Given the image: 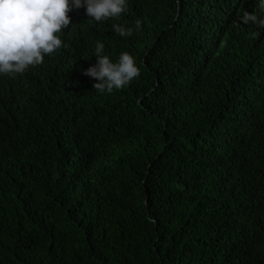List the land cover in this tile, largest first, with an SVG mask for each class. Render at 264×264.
Wrapping results in <instances>:
<instances>
[{
    "label": "trees",
    "instance_id": "trees-1",
    "mask_svg": "<svg viewBox=\"0 0 264 264\" xmlns=\"http://www.w3.org/2000/svg\"><path fill=\"white\" fill-rule=\"evenodd\" d=\"M257 3L74 9L63 48L0 75V264H264V28L236 22ZM98 40L140 67L112 94L83 75Z\"/></svg>",
    "mask_w": 264,
    "mask_h": 264
},
{
    "label": "clouds",
    "instance_id": "clouds-1",
    "mask_svg": "<svg viewBox=\"0 0 264 264\" xmlns=\"http://www.w3.org/2000/svg\"><path fill=\"white\" fill-rule=\"evenodd\" d=\"M80 8L95 22L118 20L127 12L128 0H0V75L23 74L63 48L62 33L71 25L69 13ZM257 10L259 15L245 10L236 22L264 28V0H258ZM141 24L137 20L135 27ZM112 29L121 37L133 34L132 27L120 23H113ZM104 52L105 44L98 40L93 55L96 63L83 71L97 81L93 89L99 94H112L140 76L132 54L121 52L113 61Z\"/></svg>",
    "mask_w": 264,
    "mask_h": 264
}]
</instances>
